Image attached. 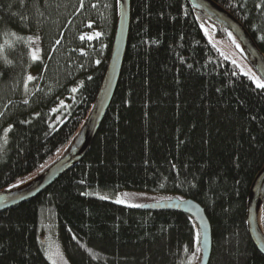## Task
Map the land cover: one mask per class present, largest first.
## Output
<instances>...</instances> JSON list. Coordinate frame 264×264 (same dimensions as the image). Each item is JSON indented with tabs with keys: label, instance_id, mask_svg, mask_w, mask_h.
Returning a JSON list of instances; mask_svg holds the SVG:
<instances>
[{
	"label": "trees",
	"instance_id": "obj_1",
	"mask_svg": "<svg viewBox=\"0 0 264 264\" xmlns=\"http://www.w3.org/2000/svg\"><path fill=\"white\" fill-rule=\"evenodd\" d=\"M213 1L264 53V0ZM118 15V0H0V192L71 149L104 81ZM89 25L106 35L104 52L82 39ZM205 27L251 65L189 0H131L124 64L101 128L80 164L0 214V264H52L40 240L45 211L71 264H190L200 250L193 218L90 195L124 190L203 207L209 264H264L247 229L248 199L264 168V89L220 54ZM37 33L39 61L29 40ZM262 222L264 229V206Z\"/></svg>",
	"mask_w": 264,
	"mask_h": 264
},
{
	"label": "water",
	"instance_id": "obj_2",
	"mask_svg": "<svg viewBox=\"0 0 264 264\" xmlns=\"http://www.w3.org/2000/svg\"><path fill=\"white\" fill-rule=\"evenodd\" d=\"M199 13L221 26L237 40L245 51L252 68L264 82V53L255 43L245 26L232 13L213 0H189ZM119 15L116 33L106 75L95 104L82 126L71 149L38 177L15 190L0 192V214L18 205L37 198L49 189L61 176L80 164L89 152L101 125L109 111L120 80L128 45L131 25V0H118ZM264 206V168L253 183L248 199L247 229L256 249L264 256V229L259 224V215ZM149 212H176L194 219L197 224L201 251L200 264H209L212 253V229L203 207L191 199L173 198L140 207Z\"/></svg>",
	"mask_w": 264,
	"mask_h": 264
},
{
	"label": "rangeland",
	"instance_id": "obj_3",
	"mask_svg": "<svg viewBox=\"0 0 264 264\" xmlns=\"http://www.w3.org/2000/svg\"><path fill=\"white\" fill-rule=\"evenodd\" d=\"M204 29L211 44L217 48V50L226 60L233 63L239 69V72L241 74L249 77L253 81L256 87L257 85L254 82L253 78H258L261 83H264L263 80L256 73V71L252 68V66L248 64L242 56L238 54V52L235 50L233 45L228 40L220 39L216 37L215 36L216 31L213 30V27L211 28L205 27ZM82 39L90 43L100 42V44L102 45L100 51L104 52V50L107 48L106 35L104 34L103 31L93 28L92 25H89V28L83 33ZM29 40L31 44V56L33 52H35V55L39 57V59L35 61L41 60L43 58V49H42L40 34L37 33L32 35ZM29 75H31L34 78L37 75V71H32L29 73ZM63 154H64V149L60 150L56 156L57 157L59 155L62 156ZM49 163L50 161H48L43 167H46V165H48ZM31 176L37 177V174L35 173L32 174ZM90 195L95 196L96 198L99 199H101V197H107L106 199L103 200L123 206L133 205V204L146 205V204L157 203L165 200H170L174 197L173 195L170 194L151 193V192L133 191V190H124L118 193L94 191L91 192ZM116 200H122L124 201V203H116L115 202ZM40 229H41L40 240L42 242L43 249L47 259L52 264L53 261H55L56 264H71L63 248L60 236L58 234V228L55 225V221L49 211L44 212ZM49 256H51L52 259H49L48 258ZM200 261H201V251L198 250L193 255L190 264H200Z\"/></svg>",
	"mask_w": 264,
	"mask_h": 264
},
{
	"label": "snow or ice",
	"instance_id": "obj_4",
	"mask_svg": "<svg viewBox=\"0 0 264 264\" xmlns=\"http://www.w3.org/2000/svg\"><path fill=\"white\" fill-rule=\"evenodd\" d=\"M21 2L23 3V0H21ZM57 43H59V41H57ZM32 59L33 60H37V59H39V57H37L36 55H35V52H33V54H32ZM91 77H89V79H90ZM27 79L29 80V81H32L34 78L31 76V75H29L28 77H27ZM254 79V82L256 83V85H257V87L258 88H262V89H264V83H261L260 81H259V79L258 78H253ZM73 91H76V89H73ZM9 128H11V126H9ZM107 197H101V199H106ZM116 203H124V201H122V200H116L115 201ZM127 206H129V207H144V205H139V204H133V205H127ZM197 240H198V236H197ZM49 259H52V257L51 256H49L48 257ZM53 264H56V262L55 261H53Z\"/></svg>",
	"mask_w": 264,
	"mask_h": 264
},
{
	"label": "bare ground",
	"instance_id": "obj_5",
	"mask_svg": "<svg viewBox=\"0 0 264 264\" xmlns=\"http://www.w3.org/2000/svg\"><path fill=\"white\" fill-rule=\"evenodd\" d=\"M232 39H233V42L240 48V50L244 51L242 49V47L239 45V43L237 42V40L233 36H232ZM259 224H260V228L262 229V211L260 212V215H259Z\"/></svg>",
	"mask_w": 264,
	"mask_h": 264
}]
</instances>
